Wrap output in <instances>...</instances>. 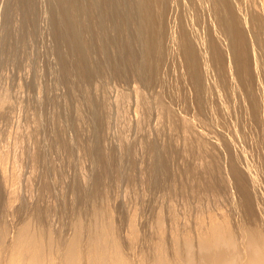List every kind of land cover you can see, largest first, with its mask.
Instances as JSON below:
<instances>
[{
  "label": "rangeland",
  "instance_id": "rangeland-1",
  "mask_svg": "<svg viewBox=\"0 0 264 264\" xmlns=\"http://www.w3.org/2000/svg\"><path fill=\"white\" fill-rule=\"evenodd\" d=\"M200 1L202 7H195L188 0H72L75 16H71L67 12V0H34V4L33 0H20L22 8L36 6L30 11L27 22H32L33 26L29 24V28L34 31L27 28L29 37L26 38L25 34L23 44H16L12 50H8L2 45L6 35L3 23L6 12L4 3L7 0H0V106L4 104L3 110H0V137L3 138L0 139V158L3 156L0 166L4 171L7 167V172H19L20 176L17 175L20 182L16 181L13 194L8 199L10 195L6 194L0 174V212H3L0 213V240L4 239L3 245V241H0V264L6 263L10 247H13L22 232L33 243L41 245V254L50 264H59L66 248L65 243L68 244L71 239H77L79 248L80 245L84 248L80 249L82 257L88 250L86 248H89V240L104 233L108 227L114 230L112 233L116 242H119V251L125 253V257L129 256L127 259L131 264H143L144 261V264H153L154 253L159 249L171 259L165 258L168 262H175L173 258L181 262L179 254L184 253L181 246L185 238L191 242V260L197 261L194 264L199 263L204 251L198 248L196 239L216 217V223L226 225L224 228L234 238L235 247L240 253L245 251L247 237L251 233L252 236L264 237V31L247 33L245 47L250 51L252 63L258 62V71H254L252 65L254 79H249L253 81L251 85L246 77L247 80L243 82L244 75L238 67L233 46L234 31L238 24L235 11L239 9L243 18L250 20L251 10L256 8L264 21V0H231L230 5L222 0ZM200 1L197 6H200ZM17 19L19 24L20 16ZM214 50L218 51L214 53ZM213 55L216 60H213ZM221 59L225 63L222 69L219 66L222 64ZM228 61H232V71L229 66L231 62L229 64ZM229 76L230 79L234 77V81ZM136 91L142 93L143 97L137 94L138 97ZM122 94L124 98H129L123 99ZM147 96L149 101L146 100ZM138 103L142 104L141 107ZM101 118H104L103 122ZM183 119L193 125L190 132L185 133L187 135L181 133L182 130L177 132ZM16 132L21 137L17 136L16 139ZM192 138L194 142L189 141ZM198 140H205V145L200 146ZM191 148L194 150L191 151ZM199 148L202 155H197ZM33 149L37 151L33 157L35 161L31 158ZM103 151L107 154H103ZM101 155L108 159L106 163L101 161ZM242 155L248 157L247 160ZM4 158L8 160L5 161L7 166ZM204 164L210 167L206 168ZM230 166L242 174L250 173L244 176L248 182L247 189L253 191L250 189L249 193L247 190L248 202L252 199L249 202L250 209L245 207L247 201L234 190L236 180ZM247 169L250 171L246 172ZM254 174L257 175L255 178ZM254 179L258 184H255ZM194 196L196 199H193ZM5 199L8 202L14 200L10 204L6 201V205ZM100 210L102 213H99ZM90 225L94 227L89 228ZM74 226L80 229L76 231ZM200 229L202 232L198 231ZM90 231L93 236L88 234ZM124 234L128 235L127 238ZM51 235L54 238L57 236V239ZM131 251H137L134 252L136 255ZM82 260L81 264L86 262Z\"/></svg>",
  "mask_w": 264,
  "mask_h": 264
},
{
  "label": "bare ground",
  "instance_id": "bare-ground-1",
  "mask_svg": "<svg viewBox=\"0 0 264 264\" xmlns=\"http://www.w3.org/2000/svg\"><path fill=\"white\" fill-rule=\"evenodd\" d=\"M6 1V0H5ZM36 1V0H35ZM191 4H193L195 7H202V2L200 3V6H197V5H199V3L197 4V2H199V1H197L196 2V0H188ZM222 2L223 3H225L226 5H230L231 4V0H222ZM72 0H67V5H66V8H67V12L71 15V16H75V12H74V9H73V7H72ZM5 4V6H6V12H5V15H4V23H3V28L5 29V37L3 38V40H2V45H4L5 47H7L8 48V50L10 49V50H12V48L16 45V44H20L21 43V45L23 44V39L26 37L25 36V34H27L28 32H27V28H29V24H30V22H29V24L27 23L28 21H29V17H30V11H32L33 10V7H36V6H34V5H32V7L31 8H28L27 9V7H25V8H22L21 6H20V0H7V2H5L4 3ZM33 4H34V0H33ZM34 9H36V8H34ZM197 10H198V8H196ZM200 10V9H199ZM1 11V10H0ZM195 12H196V10H195ZM199 13H200V11H199ZM235 13L237 14V20H238V24H237V27H236V29H235V31H234V37H233V40H234V43H233V46H234V49H235V52H236V57H235V59H236V61H237V63H238V67H239V69H240V72L242 73V75H244V78H243V82H245L244 81V79H251L252 78V80L254 79L253 78V76H252V65L254 66V71H256V69H257V65L258 64H256V62H254V63H252V59H251V56H250V51H248L247 49H246V47H245V44H246V42H248V38H247V33H248V31L249 32H252V33H257L258 31H264V21L262 20V18H261V16H260V14H258L259 13V11L256 9V8H253L252 10H251V18H250V20H246V19H244L243 18V15H242V13L240 12V10L239 9H237L236 11H235ZM18 16H20V19H19V24H18ZM3 19V17L1 18V20ZM196 19H199V18H196ZM2 24V23H1ZM27 24H28V27H27ZM4 25H5V27H4ZM30 26L32 27L33 25H32V22H31V24H30ZM1 27H2V25H1ZM0 27V28H1ZM32 31H34L33 29H31ZM30 30V28H29V31H31ZM3 31V30H2ZM3 32V33H4ZM29 35H31L30 34V32H29ZM3 36V35H2ZM25 36V37H24ZM32 36V35H31ZM30 36V37H31ZM29 36H28V34H27V37L26 38H28ZM34 38V37H33ZM1 39L2 38H0V41H1ZM30 40V39H29ZM28 41V40H27ZM31 41V40H30ZM1 43V42H0ZM26 43V42H25ZM27 44V43H26ZM26 44H24V45H26ZM216 48H219L218 46L216 47ZM4 50H5V48H4ZM7 50V51H8ZM216 50V49H215ZM214 50V53L215 52H217V51H215ZM16 51V50H15ZM2 52V51H1ZM4 52V51H3ZM12 51H10V53H11ZM8 53V52H7ZM9 53V54H10ZM16 52H14V53H12V54H15ZM22 53H24V52H22ZM0 54H2V53H0ZM218 54H219V52H218ZM12 55H10V57H11ZM216 56H217V54H216ZM1 57V56H0ZM4 57H5V55H4ZM213 57V60H216L214 57V55L212 56ZM230 57V56H229ZM2 58V57H1ZM12 58V57H11ZM31 58V57H30ZM217 58V57H216ZM218 58H221V56L220 57H218ZM231 58V57H230ZM13 59V58H12ZM10 60V59H9ZM14 60V59H13ZM17 60V59H16ZM219 60V59H218ZM222 60V64L221 65H219L220 67H221V69H222V65L224 66V64L225 63H223V61H224V59H221ZM220 60V61H221ZM9 62V61H8ZM11 62V61H10ZM15 62V61H14ZM219 62V61H218ZM230 62H231V64H230ZM228 61V63L230 64H228L229 66H231L230 68H231V70H230V68H229V70L230 71H232V61ZM3 63V62H2ZM7 63V62H6ZM13 63V62H12ZM258 63V62H257ZM11 64V63H10ZM10 64H8V65H10ZM15 64V63H14ZM8 65H7V67H8ZM13 65V64H12ZM25 65V64H24ZM28 65H26V67H27ZM218 66V65H217ZM5 67V66H4ZM219 67V68H220ZM29 68V67H28ZM205 69V68H204ZM208 69V68H207ZM223 69H225V71H226V68H224L223 67ZM28 70V69H27ZM223 71V70H222ZM224 71V72H225ZM257 71H258V69H257ZM208 72V71H207ZM219 72V71H218ZM227 72V71H226ZM225 72V73H226ZM221 73V72H220ZM256 73V72H255ZM205 74V73H204ZM231 74H233V73H231ZM256 74H258V72L256 73ZM222 75V74H221ZM230 76H232V75H230ZM230 76H229V79H230ZM224 77V76H223ZM246 77V78H245ZM225 78V77H224ZM232 78V77H231ZM246 79V80H247ZM230 80H233L234 81V77H233V79H230ZM250 81V85L251 84H253V81L251 82V80H249ZM259 81V80H258ZM248 82V81H247ZM137 83V82H136ZM259 83H260V81H259ZM136 85V84H135ZM232 85H234V82H233V84ZM246 85H248L249 86V84L248 83H246ZM260 85V84H259ZM135 87H137V85L135 86ZM230 87V86H229ZM234 87V86H233ZM232 87V88H233ZM250 87V86H249ZM252 87V86H251ZM237 88V87H236ZM228 89V88H227ZM2 90H3V88H2ZM6 90V89H5ZM139 90V89H138ZM137 90V91H138ZM231 90V89H230ZM229 89H228V91H230ZM1 91V90H0ZM14 91V90H13ZM18 91V90H17ZM136 91V95L138 94V92ZM250 91V90H249ZM2 92V91H1ZM6 92H7V90H6ZM134 92V91H133ZM5 93V92H4ZM15 93V92H14ZM18 93V92H17ZM132 93V92H131ZM6 94H8V93H6ZM22 94V93H21ZM25 94V93H24ZM139 94H141L142 95V93H139ZM138 94V95H139ZM235 94V93H234ZM237 94V93H236ZM29 95V94H28ZM27 95V96H28ZM135 95V96H136ZM137 95V96H138ZM13 96V95H12ZM121 96V95H120ZM122 96H123V99H126V98H124V95L122 94ZM128 96V95H127ZM228 96V95H227ZM231 96V95H230ZM126 97V96H125ZM132 96H130V98H131ZM138 97H140V96H138ZM142 97H143V95H142ZM18 98V97H17ZM16 98V99H17ZM35 98V97H34ZM104 98V97H103ZM102 98V99H103ZM106 98V97H105ZM109 98V97H108ZM129 98V97H128ZM127 98V99H128ZM135 98H137V97H135ZM33 99V98H32ZM120 99V98H119ZM126 99V100H127ZM25 100V99H24ZM23 100V101H24ZM117 100V99H116ZM147 101H149L150 100V98L148 99V96H147V99H146ZM30 101V100H29ZM143 101V100H142ZM102 102V101H101ZM105 102H106V100H105ZM114 102V101H113ZM129 102V101H128ZM136 102H139V101H136ZM27 103V102H26ZM30 103H31V101H30ZM142 104H143V106H145L144 104L145 103H143V102H141ZM0 104H2V103H0ZM6 104V103H5ZM8 104H10V102H8ZM12 104V103H11ZM10 104V105H11ZM25 104V103H24ZM29 104V103H28ZM27 104V105H28ZM119 104V103H118ZM123 104V103H122ZM139 105H140V103H138ZM141 104V105H142ZM4 105V104H3ZM2 105V106H3ZM19 105V104H18ZM26 105V106H27ZM101 105H103L102 107H104L105 105L102 103ZM121 105V104H120ZM119 105V106H120ZM141 105H140V107H141ZM158 105V104H157ZM156 105V106H157ZM2 106H0V107H2ZM6 106V105H5ZM138 106V105H137ZM136 106V107H137ZM146 106H149V105H146ZM9 107V106H8ZM7 107V108H8ZM21 107V106H20ZM150 107V106H149ZM3 108H4V106L2 107V109H0V110H3ZM138 108V107H137ZM143 108H145V107H143ZM167 108V107H166ZM12 109V108H11ZM19 109V108H18ZM23 109V108H22ZM28 109V108H27ZM149 109V108H148ZM152 109V108H151ZM14 110V109H13ZM20 110V109H19ZM18 110V111H19ZM122 110H124V108L122 109ZM121 110V111H122ZM126 110V109H125ZM140 109H138V111H139ZM167 110V109H166ZM16 111V110H15ZM103 111V110H102ZM137 111V112H138ZM145 111V110H144ZM151 111V110H150ZM5 112V111H4ZM11 112V111H10ZM105 112H106V110H105ZM126 112V111H125ZM124 112V113H125ZM142 112H143V110H142ZM146 112V111H145ZM158 112V111H157ZM162 112V111H161ZM160 111H159V113H161ZM170 112V111H169ZM18 113V112H17ZM21 113V112H20ZM22 113H24V112H22ZM27 113H29V112H27ZM76 113V112H75ZM139 113V112H138ZM147 113H148V111H147ZM166 113V112H165ZM168 113V112H167ZM172 113V112H171ZM170 113V114H171ZM1 114V113H0ZM30 114V113H29ZM121 114V113H120ZM134 114V113H133ZM162 114H164L163 112H162ZM172 114H174V113H172ZM171 114V115H172ZM113 115V114H112ZM117 115V114H116ZM168 115V114H167ZM21 116V115H20ZM23 116V115H22ZM26 116V115H25ZM28 116H30V115H28ZM107 116V115H106ZM110 116V115H109ZM114 116V115H113ZM142 116H144V115H142ZM13 117V116H12ZM111 117V116H110ZM121 117H123V116H121ZM126 117V116H125ZM172 117H175L174 115H172ZM171 117V118H172ZM6 118H7V115H6ZM9 118V117H8ZM167 118V117H166ZM29 119V118H28ZM33 119V118H32ZM31 119V120H32ZM35 119V118H34ZM104 118H101L100 120L102 121ZM176 118H174V120H175ZM178 119V118H177ZM182 119V118H181ZM2 120V119H1ZM22 120H24V119H22ZM30 120V119H29ZM167 120V119H166ZM28 121V120H27ZM104 121V120H103ZM102 121V122H103ZM108 121V120H107ZM123 121H125V120H123ZM140 121V120H139ZM155 121V120H154ZM168 121V120H167ZM178 121V120H177ZM33 122H36V121H33ZM157 122V121H156ZM176 122V121H175ZM26 123V122H25ZM31 123V122H30ZM30 123H28V126H31V125H29ZM124 123V122H123ZM177 123V122H176ZM2 124V123H1ZM19 124H20V122H19ZM24 124V123H23ZM33 124V123H32ZM103 124V123H102ZM126 124V123H125ZM139 124V123H138ZM180 124V123H179ZM110 125V124H109ZM137 125V124H136ZM144 125V124H143ZM177 126H178V124H176ZM9 126V125H8ZM24 126H25V124H24ZM176 126V127H177ZM191 126H193V125H191V124H189V121H187V120H185V119H183V121L181 122V128L179 129V131H177V132H180L181 130V133L183 132V134L184 135H187V134H185V133H187V132H190V128H191ZM38 127V126H37ZM129 127V126H128ZM127 127V128H128ZM142 127V126H141ZM144 127V126H143ZM12 128V127H11ZM19 128V127H18ZM18 128L16 129V130H18ZM115 128V127H114ZM126 128V127H125ZM9 129H10V126H9ZM22 129H24V128H22ZM176 130H178L177 128H175ZM20 128H19V132H20ZM29 130V129H28ZM34 130V129H33ZM36 130V129H35ZM118 130V129H117ZM130 130V129H129ZM173 130V129H172ZM102 131V130H101ZM195 130H194V128H193V132H194ZM24 132V131H23ZM26 133H27V131H25ZM29 133L31 132V130H29L28 131ZM37 132H38V130H37ZM17 133L18 132H16V139L18 138L17 136H20L21 134L20 133H22V132H20L19 133V135H17ZM107 133V132H106ZM171 133V132H170ZM180 133V134H181ZM196 133H198V132H196ZM195 133V134H196ZM2 134V133H1ZM8 134V133H7ZM24 134V133H23ZM22 134V135H23ZM31 134V133H30ZM30 134H29V136H30ZM34 134V133H33ZM32 134V135H33ZM183 134H182V136H183ZM189 134V133H188ZM192 134H194V133H192ZM192 134L190 135L191 137H192ZM25 135V134H24ZM23 135V136H24ZM27 135H28V133H27ZM143 135V134H142ZM22 136V137H23ZM34 136V135H33ZM101 136V135H100ZM202 136V135H201ZM5 137V136H4ZM21 137V136H20ZM104 137V136H103ZM189 137V136H188ZM191 137H189V138H191ZM195 137V136H194ZM200 137V136H199ZM6 138H7V136H6ZM15 138V137H14ZM13 138V139H14ZM33 138V137H32ZM125 138V137H124ZM182 138V137H181ZM184 138V137H183ZM185 138H186V136H185ZM184 138V139H185ZM196 139H198L197 137H195ZM202 138V137H201ZM0 139L2 140L3 138H1L0 137ZM21 139V138H20ZM24 139V138H23ZM29 139V138H28ZM36 139H37V137H36ZM200 139V138H199ZM228 139V138H227ZM5 140V139H4ZM121 140V139H120ZM144 140V139H143ZM183 140V139H182ZM194 138H192V140H189V141H193L194 142ZM24 141V140H23ZM31 141V140H30ZM77 141V140H76ZM78 141H80L79 139H78ZM185 141H187V140H185ZM188 141V142H189ZM198 141H200V140H198ZM197 141V142H198ZM205 141V140H204ZM203 141V142H204ZM16 142H17V140H16ZM20 142V141H19ZM39 142V140L37 141V143ZM141 142V141H140ZM146 142V141H145ZM203 142H199V145L200 144H202V145H205ZM217 142H218V140H217ZM35 143H36V141H35ZM34 143V144H35ZM68 143V142H67ZM72 143H74V142H72ZM78 143V142H77ZM84 143V142H83ZM110 143V142H109ZM185 143V142H184ZM183 143V144H184ZM196 143V142H195ZM209 143V142H208ZM230 143V142H229ZM101 144V143H100ZM143 144V143H142ZM191 144H193V143H191ZM197 144V143H196ZM195 144V145H196ZM221 144V143H220ZM65 145V144H64ZM77 145V144H76ZM82 145V144H81ZM88 145V144H87ZM185 145H187V143H185ZM198 145V146H199ZM209 145V144H208ZM208 145H207V142H206V146L208 147ZM4 146V145H3ZM16 146V145H15ZM17 146H18V144H17ZM22 147H23V145H21ZM67 146V145H66ZM98 146V145H97ZM145 146V145H144ZM189 146H190V143H189ZM201 146V145H200ZM199 146V147H200ZM217 146V145H216ZM6 147V146H5ZM104 147V146H103ZM139 147V146H138ZM185 147H187V146H185ZM195 147V146H194ZM197 147V146H196ZM1 148H2V145H1ZM193 148V147H192ZM190 149L191 151H193L194 149ZM202 148V147H201ZM209 148V147H208ZM219 148H220V146H219ZM20 149H21V147H20ZM30 149V148H29ZM32 149V148H31ZM188 149V148H187ZM204 149H205V146H204ZM210 150H211V148H209ZM208 149V150H209ZM15 150V149H14ZM21 150H23V149H21ZM25 150V149H24ZM34 150V149H33ZM78 150H80V149H78ZM97 150V149H96ZM134 150V149H133ZM190 150H188V151H190ZM196 150V152H197V149H195ZM199 150H200V148H199ZM1 151V150H0ZM13 151V150H12ZM29 151V150H28ZM27 151V152H28ZM135 151H137V150H135ZM202 151H203V149H202ZM205 151H206V149H205ZM2 152V151H1ZM14 152V151H13ZM30 152H32V150L30 151ZM35 152H37V151H35L34 150V153H32L33 154V156H31L32 154H30L29 155V157L31 156V158L33 159V157L35 158V156H34V154H35ZM104 152V151H103ZM102 152V153H103ZM134 152V151H133ZM132 152V153H133ZM242 152V151H241ZM86 153H88V152H86ZM98 153V152H97ZM192 153H194V152H192ZM201 153V150H200V152H199V154H197V155H202V153ZM16 154V153H15ZM18 154V153H17ZM103 154H107V152H104ZM245 154H246V152H245ZM2 155V154H1ZM0 155V156H1ZM4 155V157H6V155L5 154H3ZM20 155H21V153H20ZM20 155H19V157H20ZM27 155V154H26ZM36 155V154H35ZM83 155H86V154H83ZM104 155V156H105ZM206 155H208V154H206ZM12 156V155H11ZM104 156H102L101 155V161L103 162V163H106L107 162V158H105ZM112 156V155H111ZM208 156H210V155H208ZM242 156H244V155H242ZM241 156V157H242ZM9 157V156H8ZM14 157H15V155H14ZM38 157V156H37ZM86 157L88 158V156L86 155ZM85 157V158H86ZM98 157V156H97ZM100 157V156H99ZM98 157V158H99ZM201 157H203V156H201ZM245 157V156H244ZM1 158H3V156L1 157ZM1 158H0V160H1ZM208 158V157H207ZM213 156H212V160H213ZM246 158V157H245ZM248 158V157H247ZM247 158H246V160H247ZM5 160H4V163H5V161H7L8 162V160H6V158H4ZM19 159V158H18ZM18 159H17V162H18ZM31 159V160H32ZM201 159V158H200ZM206 158H205V156H204V160H205ZM15 160V159H14ZM29 160V159H28ZM34 160V159H33ZM82 160V159H81ZM99 160V159H98ZM246 160H245V162H246ZM35 161V160H34ZM100 161V162H101ZM207 161V160H206ZM6 162V163H7ZM14 162V161H13ZM12 162V163H13ZM28 162V161H27ZM32 162V161H31ZM42 162H44V161H42ZM79 162H81V161H79ZM83 162V161H82ZM94 162V161H93ZM2 163V162H1ZM5 163V164H6ZM11 163V164H12ZM28 163H30V162H28ZM41 163V162H40ZM66 163V162H65ZM85 163V162H84ZM102 163V164H103ZM248 164H249V162H247ZM16 164V163H15ZM31 164V163H30ZM30 164H29V166H30ZM67 164V163H66ZM101 164V165H102ZM205 164H206V162H205ZM205 164H204V166H205ZM246 164V163H245ZM248 164H246V165H248ZM4 165V164H3ZM207 165V164H206ZM6 166H7V164H6ZM5 166V167H6ZM33 166H35V165H33ZM32 166V167H33ZM95 166V165H94ZM93 166V167H94ZM103 166V165H102ZM105 166V165H104ZM208 166H209V164H208ZM208 166H205L206 168H208ZM212 166V165H211ZM249 166L251 167V165L249 164ZM4 167V168H5ZM17 167V166H16ZM20 167H21V164H20ZM28 167V166H27ZM42 167V166H41ZM210 167V166H209ZM246 167V166H245ZM10 168H12V167H10ZM30 168V167H29ZM40 168V167H39ZM78 168V167H77ZM135 168V167H134ZM137 168V167H136ZM230 168H231V173L233 172V174H234V176H235V180H236V183H235V189L234 190H236V192H238V194H240L241 196H242V198L243 199H245L246 201H247V206H245V207H248L249 209H250V205H249V202H251L252 201V199H250L249 200V202H248V200H247V196H248V193H247V190L249 189H247V184H248V182H246V180L245 179H247L246 177H247V175L246 174H250V173H246V172H249L250 171V169L252 168H250L248 171H246V172H244V173H246V174H242V173H240L239 171H237V169L235 168V167H232V166H230ZM244 168V167H243ZM246 168H248V166L246 167ZM22 169V168H21ZM32 169V168H31ZM38 169V168H37ZM210 169V168H209ZM211 169H212V167H211ZM210 169V170H211ZM79 170V169H78ZM85 170V169H84ZM132 170V169H131ZM8 170H7V167L5 168V171H4V169H3V167L2 166H0V174H1V178H2V180H3V184H4V188H5V190H6V194L7 195H10V196H8V199H9V197H11V194H13L12 192H13V190L15 189V183H16V181L18 182V180H17V175H18V173L16 172V171H14V170H12L11 172H10V174H7V173H9V172H7ZM19 171H21V170H19ZM32 171V170H31ZM35 171V170H34ZM255 171V170H254ZM264 171V170H263ZM6 172V173H5ZM37 172V171H36ZM136 172V171H135ZM242 172V171H241ZM257 172V171H256ZM17 173V174H16ZM28 173V172H27ZM32 173H35V172H32ZM132 173V172H131ZM252 173H253V171H252ZM255 173V172H254ZM256 174V173H255ZM254 174V175H255ZM21 175V174H20ZM23 175V174H22ZM246 175V177H244ZM19 176V175H18ZM29 176H31L30 174H29ZM29 176H28V178H29ZM36 176H37V173H36ZM250 176H253V175H250ZM257 175H255L254 176V178L256 177ZM20 177V176H19ZM25 177V176H24ZM33 177V176H32ZM31 177V178H32ZM132 177V176H131ZM248 177H249V175H248ZM30 179V178H29ZM234 179V178H233ZM251 179V178H250ZM249 179V180H250ZM32 180V179H31ZM36 180V179H35ZM35 180H33V181H35ZM248 180V181H249ZM253 180V179H252ZM264 180V179H263ZM251 181V180H250ZM249 181V182H250ZM254 181H255V179H254ZM19 182H20V180H19ZM28 182V181H27ZM132 182V181H131ZM251 182H253V181H251ZM256 182V181H255ZM254 182V183H255ZM264 182V181H263ZM1 183H2V181H1ZM1 183H0V185H1ZM22 183V182H21ZM127 183V182H126ZM260 183V182H259ZM3 184H2V186H3ZM32 184V183H31ZM252 184V183H251ZM255 184H258V181L255 183ZM261 184V183H260ZM17 185H19L18 183H17ZM22 185V184H21ZM131 185H132V183H131ZM134 185H135V183H134ZM33 186V185H32ZM28 187H30L29 185H28ZM255 187V186H254ZM253 187V188H254ZM258 187V186H257ZM256 187V188H257ZM3 188V189H4ZM14 188V189H13ZM18 188V187H17ZM26 189H27V187H25ZM31 188V187H30ZM259 188V187H258ZM257 188V189H258ZM251 189V188H250ZM250 189L248 190L249 191V193H251V191H252V189H251V191H250ZM255 189V188H254ZM256 189V190H257ZM30 190V189H29ZM32 190V189H31ZM34 190V189H33ZM24 191H26V190H24ZM123 191V190H122ZM2 192V191H1ZM21 192V191H20ZM32 192V191H31ZM30 192V193H31ZM120 192V191H119ZM235 192V191H234ZM253 192V191H252ZM255 192V191H254ZM261 192V191H260ZM260 192H258V193H260ZM2 193H4V192H2ZM25 193V192H24ZM29 193V192H28ZM34 193V192H33ZM129 193V192H128ZM199 193V192H198ZM5 194V196H7ZM124 194V193H123ZM255 194V193H254ZM263 194V193H262ZM3 194H1V196H2ZM27 195V194H26ZM118 195V194H117ZM116 195V196H117ZM124 195H127V194H124ZM172 195V194H171ZM233 195V194H232ZM239 195V196H240ZM120 196V195H119ZM133 196V195H132ZM172 196H174V193H173V195ZM234 196V195H233ZM254 196V195H253ZM257 196V195H256ZM134 197V196H133ZM132 197V198H133ZM251 197V196H250ZM258 197V196H257ZM256 197V198H257ZM136 198V197H135ZM134 198V199H135ZM193 198V197H192ZM7 199V198H6ZM5 199V204L9 201V200H6ZM11 199V198H10ZM19 199H20V197H19ZM19 199H17L18 200V202H19ZM26 199V198H25ZM193 199H196L195 198V196H194V198ZM202 198H198V200H201ZM0 200H2V199H0ZM4 200V199H3ZM14 200V199H13ZM12 200V201H13ZM121 200V199H120ZM244 200V201H245ZM7 201V202H6ZM11 201V202H12ZM106 201V200H105ZM255 201V200H254ZM11 202H8L9 204L11 203ZM127 202V201H126ZM172 202V201H171ZM190 202V201H189ZM200 202V201H199ZM4 203V202H3ZM14 203V202H13ZM17 203V202H16ZM122 203V202H121ZM183 203V202H182ZM185 203V202H184ZM183 203V204H184ZM203 203H204V201H203ZM243 203V202H242ZM245 203V202H244ZM243 203V204H244ZM8 204V205H9ZM23 204V203H22ZM29 204V203H28ZM108 204V203H107ZM134 204V203H133ZM192 204V203H191ZM194 204V203H193ZM2 205V204H1ZM7 205V204H6ZM14 205H16V204H14ZM30 205V204H29ZM127 205H128V203H127ZM184 205H186V203L184 204ZM196 206L198 205V204H195ZM194 205V206H195ZM4 206V205H3ZM19 206V205H18ZM22 206V205H21ZM187 206V205H186ZM186 206H184V207H186ZM202 206V205H201ZM200 206V207H201ZM232 204H231V208H232ZM8 207V206H7ZM11 207H12V205H11ZM10 207V208H11ZM125 207V206H124ZM190 207V206H189ZM192 207H193V205H192ZM221 207V206H220ZM227 207H228V205H227ZM234 207H236V206H234ZM254 207V206H253ZM5 208V207H4ZM13 208V207H12ZM11 208V209H12ZM17 208V207H16ZM29 208V207H28ZM98 208V207H97ZM202 208V207H201ZM255 208V207H254ZM9 209V208H8ZM23 209V208H22ZM99 209V208H98ZM101 209V208H100ZM104 209V208H103ZM102 209V210H103ZM107 209V208H106ZM128 208H126V210H127ZM131 209V208H130ZM134 209V208H133ZM160 209V208H159ZM191 209V208H190ZM194 209V208H193ZM198 209V208H197ZM237 209V208H236ZM235 209V210H236ZM258 209V208H257ZM7 210V209H6ZM135 210V209H134ZM137 210V209H136ZM200 210H202V209H200ZM205 210V209H204ZM7 211H9V210H7ZM99 211V210H98ZM101 211V210H100ZM198 211V210H197ZM207 211V210H206ZM215 211V210H214ZM216 211H218V210H216ZM231 211H233L232 209H231ZM248 211V210H247ZM251 211H252V209H251ZM131 212V211H130ZM200 212V211H199ZM209 212V211H208ZM230 212V211H229ZM240 212V211H239ZM249 212V211H248ZM0 213H3V212H0ZM99 213H102V211L101 212H99ZM99 213H98V215H99ZM127 213V212H126ZM135 213V212H134ZM220 213V212H219ZM238 213V212H237ZM6 214V213H5ZM32 214V213H31ZM128 214H130V213H128ZM153 214V213H152ZM158 214V213H157ZM215 214H218V213H216L215 212ZM221 214V213H220ZM228 214V213H227ZM230 214H231V212H230ZM234 214V213H233ZM249 214V213H248ZM8 215V214H7ZM7 215H5L6 217H7ZM17 215H18V213H17ZM102 215V214H101ZM104 215V214H103ZM156 215V214H155ZM211 215V214H210ZM213 215V214H212ZM232 215V214H231ZM15 216V215H14ZM95 216H96V214H95ZM113 216V215H112ZM131 216V215H130ZM159 216H160V214H159ZM199 216V215H198ZM197 216V217H198ZM217 216V215H216ZM220 216V215H219ZM225 216H228V215H226L225 214ZM255 216H256V214H255ZM23 217V216H22ZM100 217V216H99ZM109 217V216H108ZM113 217H115V216H113ZM122 217V216H121ZM203 217V216H202ZM224 217V216H223ZM242 217V216H241ZM240 217V218H241ZM244 217V216H243ZM252 217V216H251ZM260 217V216H259ZM9 218V217H8ZM133 218V217H132ZM200 218V217H199ZM207 218V217H206ZM217 218V217H216ZM216 218H214L215 219V221H216ZM221 218H222V216H221ZM226 218H228V217H226ZM230 218V217H229ZM255 218H257V217H255ZM1 219V218H0ZM33 219H34V217H33ZM36 219V218H35ZM91 219V218H90ZM93 219L94 218H92V221H93ZM106 219V218H105ZM109 219V218H108ZM114 219V218H113ZM134 219V218H133ZM163 219V218H162ZM165 219V218H164ZM193 219V218H192ZM202 219H204V218H202ZM209 219V218H208ZM213 219V217H212V220H214ZM220 219V218H219ZM238 219V218H237ZM6 220V219H5ZM31 219H28V221H30ZM111 220H112V217H111ZM128 220H129V218H128ZM194 220V219H193ZM221 220V219H220ZM225 220V219H224ZM235 220V219H234ZM252 220H253V217H252ZM255 220V219H254ZM3 221V220H2ZM1 221V222H2ZM16 221V220H15ZM24 221V220H23ZM23 221H21V222H23ZM34 221H37V220H34ZM91 221V220H90ZM109 221V220H108ZM113 221V220H112ZM131 221V220H130ZM130 221H128V224H129V222ZM194 221H196V220H194ZM198 221V220H197ZM202 221V220H201ZM206 221V220H205ZM213 222V223H211L209 226H208V228H207V230L202 234H198V232L196 233V234H198L199 236H198V239H196L197 241H198V243H197V241H196V243H197V246H199L198 248L200 249V250H202V251H204V254L202 255V258H201V260H200V262L199 263H196V264H264V237H261L260 238V236L258 237H256V236H252V233H251V236H248L247 237V241H246V244H245V251L244 252H242V253H240V251H238L237 249H236V247H235V242H234V238L233 237H231V235L230 234H228L229 232L228 231H226V229L224 228L225 226H223V225H221V224H219V223H216V222ZM229 221H230V219H229ZM12 222V221H11ZM17 222H19V221H17ZM94 222H96V220L94 221ZM93 222V223H94ZM115 222V221H114ZM155 222V221H154ZM162 222V221H161ZM189 222H192V221H189ZM189 222H187V223H189ZM221 222H224V221H221ZM237 222V221H236ZM247 222V221H246ZM4 223V222H3ZM2 223V224H3ZM10 223V222H9ZM32 223V222H31ZM82 223V222H81ZM102 223V222H101ZM109 223H110V221H109ZM112 223V222H111ZM119 223V222H118ZM132 223V222H131ZM159 223V222H158ZM195 223V222H194ZM193 223V224H194ZM205 223V222H204ZM241 223V222H240ZM239 223V224H240ZM252 223H254V221L252 222ZM1 224V223H0ZM4 224H6V223H4ZM21 224V223H20ZM28 225H29V223H27ZM33 225L35 224V223H32ZM78 224H79V222H78ZM77 224V225H78ZM92 224V223H91ZM98 224V223H97ZM197 224L198 225H200L199 224V222H197ZM196 224V225H197ZM225 224V223H224ZM257 224H258V222H257ZM264 224V223H263ZM10 225V224H9ZM32 225V226H33ZM74 225V224H73ZM76 225V224H75ZM96 225V224H95ZM107 225V224H106ZM157 225V224H156ZM190 225V224H189ZM206 225H208V224H206ZM250 225H253L254 226V224H250ZM35 226H36V224H35ZM35 226H33L34 228L33 229H35ZM91 226V225H90ZM89 226V228H92V227H94V225L93 226H91L90 227ZM100 226V225H99ZM98 226V227H99ZM118 226V225H117ZM120 226V225H119ZM123 226V225H122ZM149 226V225H148ZM151 226V225H150ZM158 226V225H157ZM160 226V225H159ZM166 226V225H165ZM186 226V225H185ZM188 226V225H187ZM192 226V225H191ZM239 226V225H238ZM242 226V225H241ZM1 227H2V225H1ZM10 227V226H9ZM22 227H23V225H22ZM30 227V226H29ZM29 227H28V229H29ZM38 227V226H37ZM47 227H49V226H47ZM47 227L45 228V230H43V232L44 231H46V229H47ZM51 227V226H50ZM78 227V226H77ZM79 227H82L81 225L79 226ZM103 227H105V226H103ZM146 227V226H145ZM154 227V226H153ZM183 227V226H182ZM194 227V226H193ZM30 228H32V227H30ZM74 228H75V226H74ZM82 228H84V227H82ZM112 228H114V227H112ZM128 228V227H127ZM131 228V227H130ZM129 228V229H130ZM147 228V227H146ZM156 228V226L154 227V229ZM160 228H162V225L160 226ZM185 228H187V227H185ZM195 228H196V226H195ZM198 228V227H197ZM196 228V229H197ZM227 228H228V226H227ZM229 228H230V226H229ZM228 228V229H229ZM239 228H242V227H239ZM250 228V227H249ZM253 228V227H252ZM251 228V229H252ZM256 228H257V226H256ZM17 229V228H16ZM27 229V228H26ZM49 229V228H48ZM52 229V228H51ZM76 229V228H75ZM80 228H77L76 229V231L77 230H79ZM116 229V228H115ZM202 229V228H201ZM201 229L200 230H198V231H201ZM227 229V230H228ZM243 229V228H242ZM251 229H250V231H251ZM3 230H4V228H3ZM3 230H1V231H3ZM7 230V229H6ZM23 230V229H22ZM36 230H37V228H36ZM36 230H34V231H36ZM50 230V229H49ZM74 230V229H73ZM86 230V229H85ZM92 230V229H91ZM94 230V229H93ZM99 230H100V228H99ZM98 230V231H99ZM101 230H102V226H101ZM106 230V229H105ZM124 230V229H123ZM126 230V229H125ZM134 230H136V228L134 229ZM176 230H178L177 228H176ZM181 230V227H180V229H179V231ZM184 230V229H183ZM191 230H193V229H191ZM232 230H234V229H232ZM259 230V229H258ZM262 230V229H261ZM12 231V230H11ZM28 231V230H27ZM39 231V230H38ZM37 231V232H38ZM40 231H42V230H40ZM48 231V230H47ZM57 231V230H56ZM87 231H89V230H87ZM95 231V230H94ZM93 231V232H94ZM104 231V230H103ZM114 231V230H113ZM113 231H111V229L108 227L107 228V230L106 231H104V233L103 232H101V234H98L99 232H97V234H98V236L96 237L95 236V238H93V239H91V240H89L90 242H88V244H89V248L87 247L86 249H88L87 250V252L86 253H84V260L86 261H84V260H82V258H83V256L81 257V255H80V249L81 248H83L81 245H80V247L81 248H79V243H78V240L77 239H71V242H68V244H66L65 243V246H66V248H65V250H63L64 252H63V255H62V262L61 261H59V264H60V262H61V264H81V260L83 261V262H85L86 264H131L130 263V261L127 259V257H129V256H127V257H125L124 256V254H122L119 250H121V249H119L118 248V244H119V242H116V240H115V238H114V236H113ZM162 231V230H161ZM160 231V232H161ZM166 231H167V228H166ZM195 231H197V230H195ZM230 231V230H229ZM241 231V230H240ZM246 231V230H245ZM253 231V230H252ZM29 232H30V230H29ZM32 232H33V230H32ZM53 232V231H52ZM74 232V231H73ZM79 232H82L81 230L79 231ZM85 232V231H84ZM117 232H119V231H117ZM125 232V231H124ZM127 232V231H126ZM130 232V231H129ZM128 232V233H129ZM131 232H132V228H131ZM135 232V231H134ZM159 232V233H160ZM183 232V231H182ZM182 232H180V233H182ZM188 232H190V230H189V228H188ZM187 232V233H188ZM192 232H194V230L192 231ZM202 232V231H201ZM236 233H237V231H235ZM9 233V232H8ZM35 233V232H34ZM39 233V232H38ZM42 233V232H41ZM47 233V232H46ZM45 233V234H46ZM50 233V232H49ZM56 232H54V234H55ZM96 233V232H95ZM127 233V234H128ZM148 233V232H147ZM155 233H156V231H155ZM154 233V234H155ZM165 233V231L163 232V234ZM176 233V232H175ZM174 233V234H175ZM184 233V232H183ZM182 233V234H183ZM186 233V232H185ZM247 233V232H246ZM255 233V232H254ZM253 233V234H254ZM6 234H7V232H6ZM29 234V233H28ZM50 234H52V233H50ZM53 234V235H54ZM67 234V233H66ZM77 234V233H76ZM80 234V233H79ZM78 234V235H79ZM84 234H86V233H84ZM88 234L90 235H92V232L90 231V233L88 232ZM88 234H86L87 235V237H88ZM96 234V235H97ZM126 234V235H127ZM154 234H152V235H154ZM161 234V233H160ZM173 234V235H174ZM188 234H190V233H188ZM261 234V233H260ZM4 235H5V232H4ZM48 235V234H47ZM56 235V234H55ZM57 235H60V234H58L57 233ZM62 235V234H61ZM69 235V234H68ZM82 236H83V234H81ZM126 235L124 234V236L126 237ZM132 235V234H131ZM167 234H165V236H166ZM171 235H172V233H171ZM239 235V234H238ZM247 235V234H246ZM256 235V234H255ZM257 235H259L258 233H257ZM262 235V234H261ZM52 236V235H51ZM64 236V235H63ZM93 236V235H92ZM120 236V235H119ZM122 237H123V235H121ZM128 236V235H127ZM156 236H158V235H156ZM155 236V237H156ZM160 236V235H159ZM196 236V235H195ZM263 236V235H262ZM6 237H8V236H6ZM57 237V236H56ZM54 238L53 236H52V238H54V239H57V238ZM65 237V236H64ZM90 237V236H89ZM134 237V236H133ZM190 237H193V236H190ZM242 237H243V234H242ZM246 236H244V238H245ZM1 238V237H0ZM15 238V237H14ZM59 238L61 239V237L59 236ZM58 238V239H59ZM70 238H71V236H70ZM117 238H118V236H117ZM127 238V237H126ZM129 238H130V236H129ZM131 238H132V236H131ZM135 238H136V236H135ZM138 238V237H137ZM151 238H153V237H151ZM159 238V237H158ZM180 238V237H179ZM236 238V237H235ZM237 238H240V237H237ZM2 239V238H1ZM123 239V238H122ZM140 239V238H139ZM156 240H157V238H155ZM192 239H194V238H192ZM243 239V238H242ZM4 240V239H3ZM3 240H0L1 242L3 241ZM9 240V239H8ZM38 241H39V239H37ZM69 241H70V239H68ZM86 238H85V242H86ZM118 240V239H117ZM126 240V239H125ZM128 240V239H127ZM126 240V241H127ZM129 240H132V239H129ZM138 240V239H137ZM152 240H154V239H152ZM159 240V239H158ZM160 240H161V238H160ZM245 240H246V238H245ZM84 241V240H83ZM82 241V242H83ZM136 241V240H135ZM138 241H140V240H138ZM143 241V240H142ZM141 241V242H142ZM146 241V240H145ZM145 241H143V242H145ZM148 241V240H147ZM164 241V240H163ZM169 241H170V239H169ZM173 241V240H172ZM175 241V243L177 242V240H174ZM8 242H10V241H8ZM49 242V241H48ZM60 242V241H59ZM61 242H62V240H61ZM60 242V243H61ZM128 242V241H127ZM133 242V241H132ZM151 242V241H150ZM156 242H158V241H156ZM168 242V241H167ZM193 243H195L194 241H192ZM3 243H4V241L2 242V245H3ZM6 243H7V240H6ZM11 243V242H10ZM45 243H47V242H45ZM136 243H137V241H136ZM155 243V242H154ZM160 243V242H159ZM162 243V245L164 244L163 242H161ZM173 243V242H172ZM195 243V244H196ZM41 244H43V243H41ZM64 244V243H63ZM85 244H86V246H87V243H84V246H85ZM133 244H135V243H133ZM183 246H181V247H183L184 248V253H180L179 255L181 256V258H180V260H181V262H179L176 258H173L174 260H176L175 262H173V263H170V262H168L165 258H169L168 256L167 257H165L166 256V253H164L163 252V250H161L163 253H164V255H163V253L160 251L159 252V250H157V248H156V250L158 251H156V253H154L156 256L153 258L154 259V263L153 264H194L195 262H197V261H192L191 260V258H190V253H192L191 251H190V248H191V242H190V240H189V238H185L184 239V241H183ZM9 245H12V244H9ZM48 246H49V244H47ZM54 245V244H53ZM57 245V244H56ZM56 245H55V247H56ZM59 245V244H58ZM121 245V244H120ZM123 245V244H122ZM136 245V244H135ZM146 245V244H145ZM161 245V244H160ZM175 245V244H174ZM177 245V244H176ZM178 245H180V242H179V244ZM6 245H4V247H5ZM41 246V245H40ZM40 246L38 245V242L36 243H33V241H32V239L31 238H29L26 234H24L23 232L21 233V235L17 238V242L16 243H14V245H13V247H10L11 248V251H10V254L8 255V250H6L8 253H7V256H9L8 257V259H6V263L5 264H44V262H47L48 264H50V262L46 259V257L44 256V254L42 255L41 254V251H40ZM46 246V245H45ZM64 246V245H63ZM126 246V245H125ZM129 246V245H128ZM150 246V245H149ZM195 246V245H194ZM43 247H44V245H43ZM53 247V246H52ZM130 247H131V245H130ZM148 247V246H147ZM154 247V246H153ZM164 247V246H163ZM176 247V246H175ZM6 248V247H5ZM46 248H48V247H46ZM64 248V247H63ZM126 248V247H125ZM197 248V247H196ZM195 248V249H196ZM197 248V249H198ZM240 248V247H239ZM238 248V249H239ZM44 249V248H43ZM42 249V250H43ZM51 249H53V248H51ZM84 249V248H83ZM82 249V250H83ZM134 249V248H133ZM149 249V248H148ZM165 249H166V247H165ZM168 249V248H167ZM192 249V248H191ZM241 249V248H240ZM239 249V250H240ZM3 250V249H2ZM48 250V249H47ZM56 250V249H55ZM54 250V251H55ZM46 251V250H45ZM45 251H43V253L45 252ZM84 251V250H83ZM86 251V250H85ZM123 251V250H122ZM172 251H174V250H172ZM48 252H51V250L49 251L48 250ZM52 252H53V250H52ZM56 252H57V250H56ZM128 252V251H127ZM132 252V251H131ZM135 251H133L132 253H134ZM137 252V251H136ZM135 252V253H136ZM152 253H153V251H151ZM165 252H167V250L165 251ZM180 252V251H179ZM46 253V252H45ZM134 253V254H135ZM173 253V252H172ZM175 253V252H174ZM3 254H4V252H3ZM48 254H50V253H48ZM144 254V253H143ZM143 254H142V256H143ZM175 254H178V253H175ZM59 255V254H58ZM136 255V254H135ZM2 256V255H1ZM49 256V255H48ZM132 257L134 256L133 254L131 255ZM140 256H141V254H140ZM139 256V257H140ZM176 256V255H175ZM174 256V257H175ZM180 256H176V257H180ZM194 256H196V254L194 255ZM45 257V258H44ZM131 257V258H132ZM136 257V256H135ZM139 257H138V259H139ZM144 257V256H143ZM51 258H52V253H51ZM197 258H198V256H197ZM3 259H4V257H3ZM60 259V257L58 258V260ZM137 259V258H136ZM153 259H152V261H153ZM170 259V258H169ZM195 259V258H194ZM143 260H146L145 258L143 259ZM171 260V259H170ZM198 260V259H197ZM3 261V260H2ZM136 261V260H135ZM137 261H139V260H137ZM140 261H141V258H140ZM56 262L58 263V261L56 260ZM142 262V261H141ZM145 262V261H144ZM144 262H143V264H144ZM151 262V261H150ZM194 262V263H193ZM54 263V262H53ZM85 263H82V264H85ZM152 263V262H151ZM4 264V263H3ZM133 264V263H132ZM135 264V263H134ZM138 264V263H137ZM140 264V263H139ZM142 264V263H141Z\"/></svg>",
  "mask_w": 264,
  "mask_h": 264
}]
</instances>
